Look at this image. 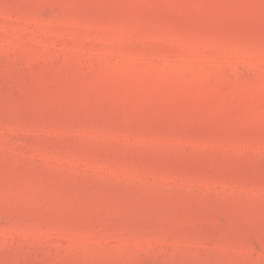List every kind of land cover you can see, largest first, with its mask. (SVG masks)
<instances>
[{"label":"rangeland","instance_id":"rangeland-1","mask_svg":"<svg viewBox=\"0 0 264 264\" xmlns=\"http://www.w3.org/2000/svg\"><path fill=\"white\" fill-rule=\"evenodd\" d=\"M0 264H264V0H0Z\"/></svg>","mask_w":264,"mask_h":264}]
</instances>
